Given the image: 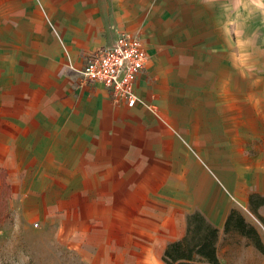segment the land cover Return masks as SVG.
Masks as SVG:
<instances>
[{"label": "crops", "instance_id": "obj_1", "mask_svg": "<svg viewBox=\"0 0 264 264\" xmlns=\"http://www.w3.org/2000/svg\"><path fill=\"white\" fill-rule=\"evenodd\" d=\"M141 4L0 0V150L20 176L58 183L61 232L99 263L164 264L194 211L217 227L219 259L226 217L247 200L243 80L219 67L206 79L200 47L181 45ZM121 32L148 55L133 107L80 74Z\"/></svg>", "mask_w": 264, "mask_h": 264}, {"label": "rangeland", "instance_id": "obj_2", "mask_svg": "<svg viewBox=\"0 0 264 264\" xmlns=\"http://www.w3.org/2000/svg\"><path fill=\"white\" fill-rule=\"evenodd\" d=\"M141 2L144 12L155 15V22L160 27L166 25L181 45L200 47V62L205 65L200 70L210 74L206 79L219 78L218 67L229 73V79L230 74L242 78L247 200L237 208L264 243V223L249 204L252 194L264 197V0ZM9 153L0 150V168H4L0 169V264H162L160 259L150 263L95 261L90 250L76 246V241L68 240L60 230L59 198L53 190L58 183L34 182L30 174L20 176L11 166ZM200 154L210 161L206 152ZM257 212L264 218V205ZM218 254L220 264H264V253L232 233L221 238Z\"/></svg>", "mask_w": 264, "mask_h": 264}, {"label": "trees", "instance_id": "obj_3", "mask_svg": "<svg viewBox=\"0 0 264 264\" xmlns=\"http://www.w3.org/2000/svg\"><path fill=\"white\" fill-rule=\"evenodd\" d=\"M251 212L264 223L257 209L264 205V197L250 195ZM224 233H236L246 238L248 243L259 252L264 253V243L256 228L246 222L242 214L232 208L224 222ZM218 229L211 224L199 211H194L186 217L185 234L177 240L167 243L162 253L164 264H220L216 243Z\"/></svg>", "mask_w": 264, "mask_h": 264}, {"label": "built area", "instance_id": "obj_4", "mask_svg": "<svg viewBox=\"0 0 264 264\" xmlns=\"http://www.w3.org/2000/svg\"><path fill=\"white\" fill-rule=\"evenodd\" d=\"M147 58L139 35L121 32L111 45L88 55L80 74L84 82H100L109 88L113 103L133 107L139 101L135 82Z\"/></svg>", "mask_w": 264, "mask_h": 264}]
</instances>
